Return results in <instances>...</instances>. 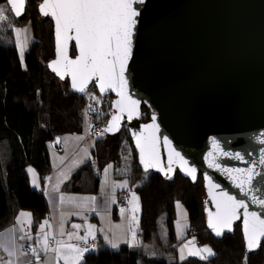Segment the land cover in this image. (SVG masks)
I'll return each mask as SVG.
<instances>
[{
    "label": "water",
    "instance_id": "1",
    "mask_svg": "<svg viewBox=\"0 0 264 264\" xmlns=\"http://www.w3.org/2000/svg\"><path fill=\"white\" fill-rule=\"evenodd\" d=\"M134 7L140 15L125 71V92L131 99L140 101L139 115L127 119V114L116 107V101L121 99L119 90L101 92L98 78L89 81L81 93L71 88L70 74L62 79L52 70L50 62L57 58V43L51 16L48 18L54 28V57L47 62L48 68L68 81L71 92L85 96L94 84L102 97H112L113 112L105 128L113 115L123 117L118 122L119 131L123 127L128 129L136 163L143 173H158L169 180L180 173L193 183L202 176L206 225L214 238L233 234L237 226L242 230L243 215L233 222L231 231L225 230L220 236L209 227L208 212L217 210L213 196L221 192L246 201L247 211L258 212L264 218V208L252 203L251 195L237 187L238 181L233 179L237 174L222 170L255 165L256 172L264 173L261 163L264 160V0H144ZM73 46L76 47L75 42L69 41L67 50L71 59L78 55L77 47L72 54ZM143 107L149 112L148 120L143 119ZM153 116L159 125L155 135L160 164L145 170L133 133L149 135L152 130H146L144 125L152 124ZM119 131L105 133L113 136ZM165 137L170 144L165 142ZM61 144V136L51 142L55 149ZM171 149L188 161L187 167L197 169L195 180L181 167V161L171 154ZM237 153L243 159L236 158ZM170 154L172 171L165 175ZM210 159L220 168L210 167ZM208 177L219 187L210 188ZM253 188L257 196L264 198V176L255 178ZM244 211L239 209L241 214ZM263 242L264 239L261 245Z\"/></svg>",
    "mask_w": 264,
    "mask_h": 264
},
{
    "label": "trees",
    "instance_id": "2",
    "mask_svg": "<svg viewBox=\"0 0 264 264\" xmlns=\"http://www.w3.org/2000/svg\"><path fill=\"white\" fill-rule=\"evenodd\" d=\"M40 1L29 0L21 17L9 11L5 13L9 19L0 21V232L15 222L21 209L32 211V229H38L47 217L49 204L43 190L31 184L28 167L34 166L44 181L52 170L51 142L57 136L82 132L86 123V95L71 92L68 81L60 79L47 66L54 57V28L52 20L39 13ZM0 6L7 7V1L0 0ZM27 21L31 22L34 39L25 52L23 64L14 26ZM75 52L73 46L72 54ZM91 88H95L94 84ZM143 110L146 111L143 119L148 120L149 112L145 107ZM105 138L106 135L96 138L92 158L72 173L65 184L67 190L97 192L102 171L110 163L114 164L117 176L132 173L124 164L126 157L131 164L136 163V156L130 155L134 149L128 129L123 127L108 145ZM136 166L142 176L135 187L141 201L138 234L142 246L113 249L100 241L94 251L85 254L82 264H244L246 247L241 226L221 239L214 238L207 228L202 176L195 183L180 173L169 180L158 173L145 174ZM179 200L188 209L189 233L212 243L215 255L210 258L193 255L182 260L166 258L167 254L176 253L175 217ZM113 214L118 216L116 208ZM163 214L169 230L166 243L161 242L158 234ZM151 240L157 241L153 255L145 247ZM247 264H264V242L258 251L247 253Z\"/></svg>",
    "mask_w": 264,
    "mask_h": 264
},
{
    "label": "snow or ice",
    "instance_id": "3",
    "mask_svg": "<svg viewBox=\"0 0 264 264\" xmlns=\"http://www.w3.org/2000/svg\"><path fill=\"white\" fill-rule=\"evenodd\" d=\"M27 0H7V7L0 6V21H7L9 17L5 14L11 12L15 17H20L23 14ZM137 3L143 4L144 0H42L38 5L39 11L45 16H51L55 21L56 33V53L57 58L50 62L52 70L56 72L62 79L70 74L71 88L81 93L85 92L89 81L93 78H98L99 89L101 92L109 89H118L121 99L116 101V107L121 113L127 114V119L131 120L134 115H139V100H133L127 96L125 89L127 88V79L125 78V71L127 62L131 58L132 52V38L133 30L137 24V17L140 15L139 11L134 7ZM22 29L17 28V43L20 44V55H24V45L20 41V33ZM23 31H27L24 29ZM74 41L77 47L78 55L75 59H71L68 55V43ZM123 119L122 116L113 115L112 120L105 128L104 132L119 131L118 122ZM146 130L151 129V133L145 136L143 133H133L136 137V143L140 150V159L144 165L145 170L157 167L160 164L159 154L156 152L157 137L155 135L159 125L155 123V116H153V123L144 125ZM104 132L100 135L103 136ZM77 139H82L78 137ZM165 142L170 144L167 137ZM57 143L60 138H57ZM214 146L218 147V142L213 139ZM171 154H174L180 161L181 167L191 176L193 180L196 179L195 167H187L188 161L184 159L179 152L171 149ZM171 154L169 157L168 169L165 171L163 167L161 171H165L167 175L171 169ZM227 155V153H225ZM212 153H209V157ZM236 158L243 159L238 153ZM264 163V160H261ZM210 167L220 168V165L214 160H209ZM108 165L104 169L105 176H107ZM228 174L236 173L233 179L238 181L237 187L246 194L251 195L252 203L260 205L264 208V198L255 194L253 188V181L257 176H264V173L255 171V165L247 169H222ZM28 171L36 176L35 170L29 168ZM51 179V178H49ZM210 188H218L219 185L211 183V177H208ZM34 186H39L36 179L32 181ZM126 183V182H125ZM122 187L124 185H121ZM58 190V188L56 189ZM87 199L95 200V197ZM139 198L133 193V200ZM216 202V212H208V225L215 231L217 236L224 233L225 230L231 231L233 222L240 220L243 215L242 231L245 238L246 255L244 257V264H247V253H252L261 247L262 239H264V218L258 212H249L248 203L244 200H237L236 197L229 195L227 192H221L218 196H213ZM65 197L60 196V201L63 203ZM131 203V201H130ZM243 208L244 213H239V209ZM124 209H121L123 212ZM135 213V208H133ZM30 213H20V217L30 216ZM19 219V218H18ZM135 221V215H133ZM48 225L45 220L40 228L43 231ZM79 228L80 225H74ZM89 226L88 236H93L92 228ZM63 227H61V235H63ZM69 234V238L71 239ZM88 236L77 237L80 240H87ZM23 239V237H21ZM107 240V237H105ZM194 240V238H193ZM108 243L113 249L119 248V242L108 240ZM131 243H136V232H131ZM193 241H189L192 244ZM185 244L180 248L181 259L184 258L185 249L189 247ZM49 234L44 233L42 241L43 251L49 250ZM96 245H90L86 248H80L76 244L62 243L56 241V246L51 250L56 253L55 264H59L63 259L65 264H82L85 253L94 251ZM30 251L35 254L36 260L39 261L40 256L35 247L30 248ZM9 256H14V252H9ZM189 255L201 256L202 259H207L209 256L215 255L213 250L205 245L203 248H196L195 251L189 250ZM0 264H16L13 260H0Z\"/></svg>",
    "mask_w": 264,
    "mask_h": 264
},
{
    "label": "crops",
    "instance_id": "4",
    "mask_svg": "<svg viewBox=\"0 0 264 264\" xmlns=\"http://www.w3.org/2000/svg\"><path fill=\"white\" fill-rule=\"evenodd\" d=\"M74 136L75 134L73 133L61 136L63 138L61 150L55 149L53 146L51 147L52 170L45 176L44 181L41 179L38 171L35 172V177L33 174H29L30 181L32 182L36 179L39 185L36 188L43 190L47 198L49 210L45 220L48 221V225L42 231L40 225L45 221L43 220L38 229L36 231L33 230L32 211H30L31 215L24 216L25 219L21 222V209L17 214L15 222L0 232V260H13L16 264H55L56 253L51 248L56 246V241L79 246L81 240L77 237L88 236L90 225L95 226L92 228L94 238L93 236H88L87 240H95L96 243L101 241L109 244L108 240L113 241L115 235V240H120V249L131 246L129 245L130 236L128 235L130 205L128 210L124 209L123 211V217L126 221V223L124 221V226L128 233L126 231L120 232V234L115 233L103 227L100 222V212L102 211H112L113 214L116 208L119 216V209L123 208L119 206L118 197L124 189L133 186L131 183L129 184V182L125 181L126 183H123L124 186L118 189L116 193L110 192L109 189L102 191L101 180L97 192H74L66 189L65 184L70 179L72 173L80 165L92 158L93 147L87 149L80 144H75L76 147L67 153L63 152L64 149L66 150V146L71 144ZM57 188L58 190H56ZM61 195L65 197L63 203L60 201ZM90 197H95V200L87 199ZM113 216L116 217L114 214ZM74 225H80V227L76 228ZM61 227H63V235H61ZM44 233L49 234L50 247L46 252L42 249ZM69 234H72L71 239L69 238ZM105 237H107V240ZM32 247L37 249L40 256L39 261L36 260L35 254L30 251ZM9 252H14L15 255L9 256ZM59 264H65V261L61 259Z\"/></svg>",
    "mask_w": 264,
    "mask_h": 264
},
{
    "label": "rangeland",
    "instance_id": "5",
    "mask_svg": "<svg viewBox=\"0 0 264 264\" xmlns=\"http://www.w3.org/2000/svg\"><path fill=\"white\" fill-rule=\"evenodd\" d=\"M20 28L22 29L21 33H20V41L23 42L24 45V55L23 57H21L20 55V44L17 43V34H16V29ZM24 29H27V31H23ZM14 34H15V39H16V43H17V47H18V51H19V56L21 58V61L23 62V64H25V52L28 50V48L30 47L34 36H33V31H32V25L30 21H27L26 23H23L22 25H16L14 26ZM75 134V136L73 137L71 144L69 146H66V150L64 149L63 152H69L72 149H74L75 144L78 145H82L84 148L87 149H91L94 144H95V140L97 137L94 136H90L88 135V129H87V124H84V128L83 131L80 133H73ZM104 135H106V144L108 145L110 143V141L115 138L116 135H107L104 132ZM78 137H82V139H77ZM76 140V141H75ZM61 142L63 144V138L61 137ZM132 144V142H131ZM134 149V148H133ZM62 152V151H61ZM130 155H134L135 151H131ZM125 159V158H124ZM126 161L124 162L127 163L125 164V169H130L132 171V173L130 175H128L127 177H118L115 175L114 173V164L110 163L109 165H111L112 167L108 169V173L107 176H105L104 173V169L108 166H106L101 174V189L102 191L105 189H109L110 192L112 193H116L118 189H120L123 185V183L129 182V184L131 183L130 186L131 191H130V209H129V218H128V230H129V245L131 246H142V243L140 242V237H139V227H140V219H141V201H140V196L137 192V190L135 189V187L139 184L140 180L142 179V176H140V173L138 171V167L136 166L137 163L135 164H131L128 157H126ZM124 161V160H123ZM136 162V158L134 160ZM32 168L35 170V172H37V169L30 165L28 167ZM124 169V170H125ZM130 172V171H129ZM29 174H32L29 172ZM32 183V182H31ZM33 185V183H32ZM34 186V185H33ZM37 187V186H34ZM133 193L135 194L136 197H138V200H133ZM119 198V197H118ZM133 208H135V213H133ZM31 210L29 209H22L21 212H29L30 213ZM133 215H135V221L133 220ZM165 214L161 215L160 219H159V231L158 234L160 236L161 242L166 243L168 241L169 238V230L167 227V224L165 222ZM25 219V217H20V221L23 222ZM124 217H123V212H121V209H119V216L118 217H114L111 212H107V211H102L100 212V222L101 225L103 227H106L108 230H112L115 233H119L126 231L125 226H124ZM126 223V221H125ZM189 214H188V209L186 207V205L184 204V202L182 201H177L176 202V217H175V240H174V245L176 246V253L173 255H166V258L168 259H181V252H180V248L185 245V244H189V241H193L192 244H189V247L185 249L184 252V258H187L191 255H189V250L195 251L196 248H203V246L207 245L209 246L213 252H214V247L212 245V243L210 241H200L198 240L197 236L190 234L189 233ZM123 229V230H122ZM135 231L136 232V243L133 245L131 243V232ZM194 238V240H193ZM115 235H114V240L115 242H119L120 240L116 241L115 240ZM157 245V241L156 240H151L145 243V247L147 249V251H149V253L151 255L154 254V247ZM80 247V246H79ZM120 244H119V248L116 249H120ZM159 248V247H158ZM196 256V255H193ZM201 257V256H198ZM211 256H209L208 258H210Z\"/></svg>",
    "mask_w": 264,
    "mask_h": 264
},
{
    "label": "built area",
    "instance_id": "6",
    "mask_svg": "<svg viewBox=\"0 0 264 264\" xmlns=\"http://www.w3.org/2000/svg\"><path fill=\"white\" fill-rule=\"evenodd\" d=\"M86 104H85V121L87 124L88 135L94 137H101V133L104 132L105 124L108 117L113 112L112 97H102L96 88H91L86 92ZM143 115H146V111H143ZM130 191L131 188L124 189L118 198L119 206L125 210L129 209L130 205ZM90 245H97L95 240H81L79 242L80 248H86Z\"/></svg>",
    "mask_w": 264,
    "mask_h": 264
}]
</instances>
